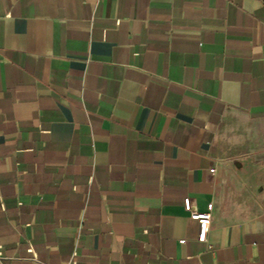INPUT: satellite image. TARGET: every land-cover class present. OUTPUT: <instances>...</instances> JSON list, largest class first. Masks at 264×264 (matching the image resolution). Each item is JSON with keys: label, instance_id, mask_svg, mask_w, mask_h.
<instances>
[{"label": "crops", "instance_id": "crops-1", "mask_svg": "<svg viewBox=\"0 0 264 264\" xmlns=\"http://www.w3.org/2000/svg\"><path fill=\"white\" fill-rule=\"evenodd\" d=\"M0 264H264V0H0Z\"/></svg>", "mask_w": 264, "mask_h": 264}, {"label": "built area", "instance_id": "built-area-1", "mask_svg": "<svg viewBox=\"0 0 264 264\" xmlns=\"http://www.w3.org/2000/svg\"><path fill=\"white\" fill-rule=\"evenodd\" d=\"M214 169H211L213 172ZM184 208L189 213L191 219L196 220L198 223V241L204 242L207 239L208 229L211 223V210L212 206L209 205L205 211H197L192 208L190 199L184 198L183 200Z\"/></svg>", "mask_w": 264, "mask_h": 264}]
</instances>
